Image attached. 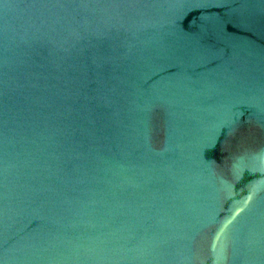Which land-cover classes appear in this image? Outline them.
<instances>
[{
    "label": "water",
    "instance_id": "95a60500",
    "mask_svg": "<svg viewBox=\"0 0 264 264\" xmlns=\"http://www.w3.org/2000/svg\"><path fill=\"white\" fill-rule=\"evenodd\" d=\"M0 264H264V0H0Z\"/></svg>",
    "mask_w": 264,
    "mask_h": 264
}]
</instances>
